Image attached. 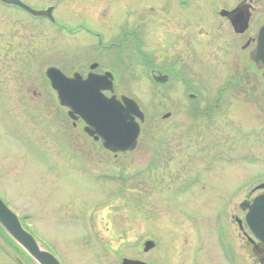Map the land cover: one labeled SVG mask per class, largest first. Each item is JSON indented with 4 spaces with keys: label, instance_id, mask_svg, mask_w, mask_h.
<instances>
[{
    "label": "rangeland",
    "instance_id": "rangeland-1",
    "mask_svg": "<svg viewBox=\"0 0 264 264\" xmlns=\"http://www.w3.org/2000/svg\"><path fill=\"white\" fill-rule=\"evenodd\" d=\"M20 1L53 7L55 19L0 8V198L29 232L61 264H226L218 243L231 241L238 264H260L237 220L264 183V77L250 53L264 0ZM243 1L252 17L238 33L219 15ZM51 67L112 73L114 95L144 113L136 148L114 154L84 132L59 104ZM236 76L249 83L228 87ZM218 98L213 116L194 114ZM156 238L159 253H144ZM0 264L36 263L0 233Z\"/></svg>",
    "mask_w": 264,
    "mask_h": 264
},
{
    "label": "water",
    "instance_id": "water-1",
    "mask_svg": "<svg viewBox=\"0 0 264 264\" xmlns=\"http://www.w3.org/2000/svg\"><path fill=\"white\" fill-rule=\"evenodd\" d=\"M8 5L17 6L34 17H47L54 21L52 7L37 11L20 0H1ZM232 18L234 30L243 33L249 27L250 11L239 9L233 12L222 11L221 16ZM251 59L257 68L264 70V24L259 30L256 47L251 52ZM97 64L91 66L92 70ZM46 76L52 89L57 93L60 105L69 110L68 115L74 121L81 119L85 123L84 131L96 141L101 140L103 147L114 154L134 150L140 136V123L144 114L139 105L128 97L118 99L114 95V77L112 73L103 75L89 73L86 78L75 73L66 76L57 68H48ZM157 82H166L167 77H155ZM110 92L111 97L105 93ZM166 115L165 117H168ZM139 119L140 122L137 120ZM264 185L260 187L263 189ZM244 222L258 243L253 253L264 264V192L255 196L252 202H243ZM20 217L0 198V228L37 264H61L46 247L40 243L23 225ZM152 243L146 244V251ZM123 264H145L139 261L124 260Z\"/></svg>",
    "mask_w": 264,
    "mask_h": 264
},
{
    "label": "flooded vegetation",
    "instance_id": "flooded-vegetation-1",
    "mask_svg": "<svg viewBox=\"0 0 264 264\" xmlns=\"http://www.w3.org/2000/svg\"><path fill=\"white\" fill-rule=\"evenodd\" d=\"M182 1V2H181ZM181 2V3H180ZM179 3H180V5H182V6H184V5H187L188 3L187 2H185V1H183V0H180L179 1ZM250 3V4H249ZM251 3H252V1H250V2H246V1H243V2H241V3H239L238 5H237V7H235L234 9H231V10H226V11H229V12H233L234 10H236V9H239V10H241V11H245L247 14H248V12H247V10L249 11V10H253L252 9V6H251ZM0 8H2L3 10H6V11H13L14 10V8L15 7H13V6H9V5H6V4H4V3H2L1 1H0ZM223 10H225V9H223ZM238 15V12H236V13H234V14H231L229 17H223V16H221V14L219 15L222 19H225L229 24H230V26L232 27V29H233V24H232V18H235L236 16ZM252 17V16H251ZM249 25H250V23H249ZM139 29H140V25L138 24V26H137V31H136V33L139 31ZM260 29V28H259ZM233 31H234V29H233ZM259 31V30H258ZM247 32V31H246ZM245 32V33H246ZM138 40H139V45H138V49L142 46V44H143V40H142V37H141V35L140 34H138ZM251 53V52H250ZM250 53H249V57H250ZM150 63L152 64V62H151V60H150ZM149 63V64H150ZM173 63H184V60L181 58H178L177 60H175ZM253 64V66H254V68L255 69H257L258 71H260V72H262V74H263V77H264V70H261V69H258L256 66H255V64L254 63H252ZM156 66V65H155ZM174 66H175V64H173L172 65V67L174 68ZM168 70V73H172L173 72V70H169V69H167ZM168 73H165V72H162V71H158L157 73H156V71H151V75H152V77L154 76V75H166V76H168V79H169V74ZM173 74V73H172ZM189 77V76H188ZM191 80H192V77L190 76L189 77ZM194 78V77H193ZM191 80H188V79H184L183 81H184V83H186L187 82V84H188V86L190 87V88H192V89H196L192 84H191ZM249 78L248 77H246V76H236V77H231L229 80H228V82H227V86L228 87H231L230 85H238V83L239 82H247V83H249ZM190 84V85H189ZM240 84V83H239ZM241 85V84H240ZM227 86H225L224 87V89L226 90V88H228ZM229 89V88H228ZM199 94V93H198ZM198 94H189V99L190 100H192V101H196L197 99H198V97H199V95ZM220 94V93H219ZM248 95V101L250 100V94L248 93L247 94ZM246 95V96H247ZM221 101V99L220 98H218V99H216V101H215V104H210V105H208V109H204V108H200L199 106H197V105H194L195 107H194V114H197V115H207V116H213V114H214V112H215V109L217 110V108L220 106V102ZM252 101H253V99H252ZM248 104H250V103H248ZM166 115H169L168 117H165ZM196 115V116H197ZM165 116H164V119H168L170 116H171V114H165ZM100 143H101V141H100ZM102 144V143H101ZM237 223H238V225H239V227L242 229L244 226L246 227V225H245V223L244 222H240V221H238L237 220ZM247 229V228H246ZM157 240V238L155 239V240H146L145 242H144V247H143V252L144 253H152V252H158L159 253V250H158V241H156ZM148 242H151L152 243V246L149 248V250H147L146 251V243H148ZM249 245L251 246V250H252V253H253V249H254V245H255V243H254V241L251 239V238H249ZM218 243V242H217ZM218 246L220 247V249H221V251H222V254H223V258H224V260H225V263L226 264H238V261H239V256L237 255V253H236V250H235V248H234V244L232 243V241L230 242V244L229 245H227V244H219L218 243ZM199 250H201V248L199 249ZM153 255H154V253H153ZM257 259V258H256ZM124 260H131V261H139V262H142V263H145V264H161L157 259H155V260H150V261H148V260H144V259H141V258H123V260H122V262H121V264H123V262H124ZM258 260V259H257Z\"/></svg>",
    "mask_w": 264,
    "mask_h": 264
},
{
    "label": "trees",
    "instance_id": "trees-1",
    "mask_svg": "<svg viewBox=\"0 0 264 264\" xmlns=\"http://www.w3.org/2000/svg\"><path fill=\"white\" fill-rule=\"evenodd\" d=\"M0 233L11 243V244H13V246L18 250V251H21L22 253H24L23 252V250L19 247V246H17L4 232H3V230L0 228ZM24 255H26L25 253H24Z\"/></svg>",
    "mask_w": 264,
    "mask_h": 264
}]
</instances>
